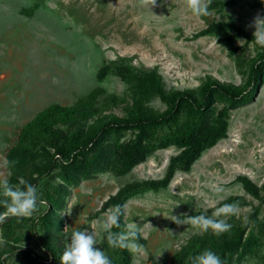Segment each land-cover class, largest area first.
Wrapping results in <instances>:
<instances>
[{
    "label": "rangeland",
    "instance_id": "obj_1",
    "mask_svg": "<svg viewBox=\"0 0 264 264\" xmlns=\"http://www.w3.org/2000/svg\"><path fill=\"white\" fill-rule=\"evenodd\" d=\"M215 1L208 3L207 14L197 16L189 0H0V178L13 174L7 152L19 142L22 127L50 105H92L99 110L95 120L113 113L129 115L143 94L135 76L156 74L165 90L193 93L208 75L243 83L250 60L261 51L252 22L264 14V0L211 6ZM216 22H229L244 33L227 29L193 36ZM232 34L236 36L230 43L223 40ZM222 105L214 103L216 109ZM142 107L155 113L166 104L155 95L143 99ZM228 122L227 137L205 149L188 170L177 169L166 187L127 196L124 222L137 223L144 239L139 251L129 250L130 264H176L191 240L211 230L194 225L188 216L212 215L225 203H238V212L217 219L233 226L247 224L251 234L245 254H233L229 264H264V203L237 178L246 175L258 186L264 182V82L251 101L230 111ZM138 134V129L112 130L104 142L127 152ZM167 135V128L157 133ZM44 144L53 151L46 138L40 141ZM181 151L170 144L125 173L116 163L82 176L78 184H65L67 195L57 207L62 220L58 245L65 249L72 231L88 228L96 233L95 246L109 255L103 247L102 222L113 207L103 210V203L128 184L161 179L170 159ZM30 167L17 176L27 179ZM62 183L58 167L37 182L45 203L31 217L0 220V264H36L37 256L47 258L37 217L47 209L46 191Z\"/></svg>",
    "mask_w": 264,
    "mask_h": 264
},
{
    "label": "trees",
    "instance_id": "obj_2",
    "mask_svg": "<svg viewBox=\"0 0 264 264\" xmlns=\"http://www.w3.org/2000/svg\"><path fill=\"white\" fill-rule=\"evenodd\" d=\"M234 2L235 0H219L213 2L211 6L222 7ZM227 29L244 33L243 28L229 22H216L193 36L196 38L208 34L218 35ZM236 34L225 36L223 40L230 43ZM234 50L235 48L231 49V52ZM133 74L136 73H132V76ZM263 75L264 47H261V51L250 60L247 78L241 84L219 81L208 75L194 93L179 89L165 90L160 84V76L148 74L146 77L135 76L141 84L140 90L143 94L137 96V103H134L129 115L120 116L113 113L94 120L99 110L88 104L71 106L53 104L38 112L22 127L19 142L7 152V165L13 171L8 180L13 184H19L17 175L28 165L31 167L26 180L33 184H37L44 175L50 174L54 169L58 167L61 169L63 183L52 187L51 191H46L44 198L47 209L37 217L44 229L42 246L48 256L46 259L37 256L36 264H62L61 256L65 249L62 245H58L59 240H57L62 230V220L59 218L57 207L67 195L65 184H78L82 176H90V173L96 170H106L116 163L121 165L119 172L125 173L144 161L155 149L173 144L182 151L170 159L165 175L161 179L134 182L122 187L103 203L102 209L106 210L118 203L123 204L131 193L146 188L166 187L177 169L188 170L205 149L227 137L230 111L254 98L264 82ZM155 95L161 98L166 108L155 113L147 112L142 107V100ZM111 98L115 100L116 97ZM215 102H223V105L216 109ZM88 120L92 122L88 123ZM58 123L68 124V128L62 129L57 125ZM163 128L168 129V135L157 137L158 131ZM127 129L139 130L129 151L121 152L109 145L108 141L104 142L105 136L110 131ZM45 138L53 151L45 144L40 145V141ZM155 140L158 142L156 143ZM24 141L29 143L26 144ZM36 146L38 148L34 149ZM237 178L248 193L264 203V182L258 186L246 175H239ZM0 211H3L2 207ZM257 214L258 208L252 213L253 220L257 219ZM123 217H121V227H114L113 231L122 230L125 224ZM247 230L246 224L234 225L229 231L220 235L212 229L206 231L181 250L176 264H184L186 261L191 264V258L205 248L216 251L223 264H229L233 254L238 253L241 256L245 254L251 238ZM139 242L144 243L140 234ZM103 247L110 252L108 256L113 264L131 263L129 249L110 246L106 236Z\"/></svg>",
    "mask_w": 264,
    "mask_h": 264
},
{
    "label": "clouds",
    "instance_id": "obj_3",
    "mask_svg": "<svg viewBox=\"0 0 264 264\" xmlns=\"http://www.w3.org/2000/svg\"><path fill=\"white\" fill-rule=\"evenodd\" d=\"M209 2L210 0H189V7L193 14L199 16L207 14ZM252 26L255 27L253 34L255 44L264 47V14L258 13ZM43 203L45 201L41 199L38 185L29 182L22 176L19 177V184L11 183L6 177L0 178V207L3 208V211H0V220L8 216L31 217ZM127 208L126 202L114 205L106 214L102 226L110 246H120L136 252L143 247L139 242L137 223L124 224L122 230L113 231L114 227H121V217L127 215ZM238 209V203H225L216 208L212 215L201 212L199 215L188 216V220L205 231L212 229L217 235H220L229 231L233 225L227 219H217V217L235 214ZM96 241L97 237L93 229L80 228L72 231L61 256L62 264H113L110 256L102 248L95 246L97 245ZM191 264H223V260L216 251L205 248L191 258Z\"/></svg>",
    "mask_w": 264,
    "mask_h": 264
}]
</instances>
